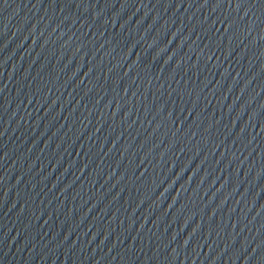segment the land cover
Listing matches in <instances>:
<instances>
[{"label": "water", "instance_id": "1", "mask_svg": "<svg viewBox=\"0 0 264 264\" xmlns=\"http://www.w3.org/2000/svg\"><path fill=\"white\" fill-rule=\"evenodd\" d=\"M0 264H264V0H0Z\"/></svg>", "mask_w": 264, "mask_h": 264}]
</instances>
